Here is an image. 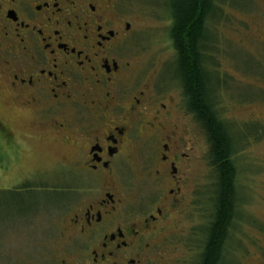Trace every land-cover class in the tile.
<instances>
[{"label":"flooded vegetation","instance_id":"af4514ba","mask_svg":"<svg viewBox=\"0 0 264 264\" xmlns=\"http://www.w3.org/2000/svg\"><path fill=\"white\" fill-rule=\"evenodd\" d=\"M173 1L166 3V46L147 49L142 36L152 29L141 24L140 0H0V96L29 125L16 131L0 107V180L13 197L42 196L50 208L36 251L0 255V264H201L219 215L221 168L182 78ZM206 23L211 106L236 138L228 160L238 199L232 198L223 264H231V240L236 225L246 227V211L261 217L240 257L264 264V165L250 177L247 198L238 165L245 161L246 184V118L234 126L220 112L219 88L230 93L237 85L222 82L207 63L215 41ZM250 39L264 48V35ZM184 48L193 66L189 41ZM241 86L237 92L246 93ZM239 100L246 110L245 97ZM38 142L59 144L63 152L38 163Z\"/></svg>","mask_w":264,"mask_h":264},{"label":"rangeland","instance_id":"374dc122","mask_svg":"<svg viewBox=\"0 0 264 264\" xmlns=\"http://www.w3.org/2000/svg\"><path fill=\"white\" fill-rule=\"evenodd\" d=\"M140 2L145 6L141 24L152 29L143 34L141 46L147 49H162L166 46L165 37L170 30L167 0H140ZM246 21L250 22L249 27ZM208 28L215 42L213 52L209 49L207 63L214 66L222 82L227 80L230 84L237 85L235 90L232 88L229 91L230 93H227L225 88H219L220 112L230 125L242 124L246 118V184L243 174L245 161L241 159L238 165L242 190L244 194H249L253 191L250 185H253L252 181H254L250 177L260 174L264 165V104L262 103L264 84L259 80L261 73H258L262 65L259 57L264 53V48L262 44L252 39H250L252 43L248 41L246 43V39L255 34L264 35L261 33L264 30V0H216V9L208 19ZM210 46L209 42L208 47ZM241 85H246V93L237 92L238 89L243 91ZM244 97L246 110L240 100L238 101L239 98ZM0 107L2 117L10 120L16 131L22 133L28 131V122L3 96H0ZM260 118L262 120H259ZM244 142V137L240 142L238 141L239 144ZM34 148L38 152V163L41 164L63 152V147L59 144L47 142H38ZM0 158H2L1 149ZM25 163L32 168L35 161L28 160ZM202 169L203 175H211L206 164H203ZM258 181L254 182V185H257ZM3 183L0 180V255L16 257L33 254L45 236V219L50 208L48 205H43L42 196L37 200L25 196L13 197V194L2 187ZM248 194L246 197L249 196ZM257 216L261 217V214L255 216L246 211V227L244 222L235 226L236 233L231 240L233 248L230 247L235 253L233 259H230L231 264H246V258L240 257L246 252L243 239L251 229V224L257 223Z\"/></svg>","mask_w":264,"mask_h":264},{"label":"trees","instance_id":"16d2710c","mask_svg":"<svg viewBox=\"0 0 264 264\" xmlns=\"http://www.w3.org/2000/svg\"><path fill=\"white\" fill-rule=\"evenodd\" d=\"M213 2L214 0H174L172 3L175 20L172 32L180 52L179 61L184 66L182 78L191 92L192 103L194 105L198 103L195 106L200 107L201 121L211 141L212 159L221 168V183L216 203L219 215L209 228L208 241L201 264H223L224 243L229 214L232 210V198L235 201L238 199L233 187L234 169L231 161L228 160L235 151L233 144L236 143V138L212 109L208 92L210 76L204 68L205 56L202 54L209 35L206 22L216 9ZM187 41L190 42L193 66L184 48ZM197 86L198 96L195 92Z\"/></svg>","mask_w":264,"mask_h":264}]
</instances>
